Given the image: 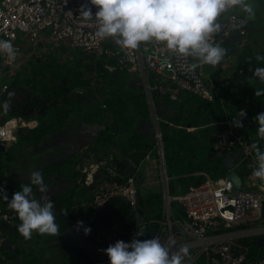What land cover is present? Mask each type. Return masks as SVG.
Instances as JSON below:
<instances>
[{
  "label": "built area",
  "instance_id": "1",
  "mask_svg": "<svg viewBox=\"0 0 264 264\" xmlns=\"http://www.w3.org/2000/svg\"><path fill=\"white\" fill-rule=\"evenodd\" d=\"M82 5L90 7L93 14L97 10L88 0H1L0 39L11 40L17 50V58L15 63L10 65L6 56L0 55V80L13 76L23 67L25 61L29 60L28 57L33 55L39 46L43 47L44 43L53 42L57 47L65 43L70 48L104 57V69L109 73L118 72V68L125 69L134 77L135 82L143 85L146 95L152 99L151 104L153 92L155 96L166 94L169 99L176 100L180 91H188L211 100L210 87L203 82L201 72L189 68L192 63L190 57L174 54L164 43L140 44L136 50L129 51L117 46L111 38L99 40L94 35L96 24L82 19ZM230 10L218 18L222 29L213 37L216 43L234 35L241 39L246 37L244 17ZM47 30L49 37L45 39ZM23 40L28 44L24 45ZM111 60L115 62H109ZM8 90L7 81H0V100ZM76 92L82 94L83 90ZM151 114L155 124L153 136L159 157H162L163 145L159 128L161 119L155 110ZM35 126L36 124L32 125L19 115L6 117L0 114V149L16 141L17 128L31 129ZM214 139L215 146L221 150L231 151L233 148H239L241 159L255 165V159H252V143L238 134L229 120L226 121V128L215 134ZM114 158L113 154L99 157L83 164L78 170L76 184L80 188H88L96 182L95 179L97 180L89 199L73 200L74 209L87 208L92 211V214L87 216L88 221L117 196L123 198L134 213L137 212L135 175H121L114 165ZM100 170L102 178L98 179L96 175ZM231 188V181L225 176L212 179L207 174L200 183L189 184L185 192L173 198L185 213L183 219L172 216L170 198L164 194L163 218L160 225L161 228H167V231L162 233L159 229L155 237L166 247L169 246L167 244L170 240L175 241V244L170 246V253L178 252L181 247L187 246L190 256L185 257L183 264L197 263L201 254L206 255V264H264V257L257 260L249 258V248L247 242H244L254 234L264 236V186L254 190L241 185L233 194L230 193ZM16 218L14 211L0 206V228L14 224ZM250 222L259 223L261 226L247 227ZM232 227L238 228L222 235L213 234L216 229ZM115 228L118 229V226ZM102 235L103 232L99 237ZM102 261L104 264L105 260L97 264H102Z\"/></svg>",
  "mask_w": 264,
  "mask_h": 264
},
{
  "label": "trees",
  "instance_id": "2",
  "mask_svg": "<svg viewBox=\"0 0 264 264\" xmlns=\"http://www.w3.org/2000/svg\"><path fill=\"white\" fill-rule=\"evenodd\" d=\"M257 55L264 56V50H259L254 45H247L242 52L234 55L230 76L217 80L214 83L216 94L212 95L211 100L188 91H180L176 100L169 99L173 103V109L168 112L172 113L170 115L168 113L164 114L163 120L167 122H159L164 162L167 171L168 168L177 167L187 169L180 177L186 180L185 188L190 181L198 184L204 179V176L199 174L200 171L209 174L215 172L225 174L226 169L222 166V156L214 154L210 149L214 146L215 133L224 130L226 128V121L230 120L233 122L241 110L249 117L246 120L249 123V126H247L248 131L239 129H235V131L241 132L252 144L258 142L253 138V134L255 137L258 128L255 117L258 113L264 112V95L257 97L255 96V91H264V83H261L258 78L253 77V71L255 67H264V60L257 61L255 59ZM249 59H251V63H249ZM109 62L114 63L115 61L111 60ZM61 67L62 65L58 61L52 62L47 58H41L34 61L32 65H29V68L27 66L24 70L20 68L19 72L17 71L14 76L20 74L26 78V82L23 83L18 79L15 80L14 76L11 77L12 79L9 78L7 80L8 92H14V96L11 101V110L6 117L17 115L24 119L37 117L39 122L33 130L39 136L48 127L49 129L55 127L57 119L64 120V118L71 114H73L71 118H80L82 121L90 124L104 122L107 125L106 130L99 137L94 150L100 149L103 153H107L106 149L116 142V145L121 149V153L117 156L114 155V165L123 176H128L131 173L135 174L136 170L134 169L128 171L129 166L126 163L125 156L129 155L134 160V163L137 164L145 156L144 151L149 143L136 130V124L140 119H147L149 116L143 86L135 82L132 76L131 79L125 81L124 90H132L133 94L129 98H124L125 94L121 93V87H110L105 82L97 83L98 86L94 85V87H91L96 81H92V71L89 66L85 69L77 66L72 70H62ZM123 70L125 69L121 70L118 68V72L108 73L110 81L114 84L119 82V73ZM63 78H65L64 84ZM152 80L153 77L150 78V81ZM79 89H85L87 92L85 94H78L76 91ZM95 89L96 92H100L104 97L93 103L91 95L94 94ZM7 93L3 95L0 102L7 98ZM134 94H137V96ZM193 97H197L198 100ZM188 127L193 128V130H187ZM121 131L125 132V135H121L117 141L113 139L115 133H120ZM260 141L259 146L261 149H264V140ZM139 153L141 155L137 156ZM252 153L254 156V150ZM61 164H55L53 167L40 171L44 182L54 170H60ZM73 174L76 175L77 172ZM238 174L240 175V173ZM171 180V178L168 180L169 194H171L170 192L174 188L170 183ZM76 188L77 184L74 182L69 190V196L64 201L68 206L65 209L66 211L58 210L59 214L57 215L55 213H57L59 201L55 198L53 199V213L56 216L55 222L59 225L60 235H45L42 246L55 243L59 248L66 249L67 251L72 250L62 240L63 234L73 223L75 212L73 209H70V205L72 204L71 197ZM89 192L91 190L87 191V193ZM0 200L4 204L5 201L2 198ZM172 202V216L183 219L185 217L184 211L176 201H174L176 204L175 208H173ZM107 207L108 210L100 218L102 219L101 221L106 222V225L116 222L119 226V231H116V239L126 243L131 242L134 238L139 240L153 238L161 227L163 195L160 190H155L145 195H141L138 191L136 213L119 196L112 198ZM68 208L71 213L64 216L63 214L69 211ZM91 214L92 211L87 209L86 216ZM140 228L143 229L145 234L143 236H136L135 234ZM237 228L232 227L227 229L235 230ZM219 232L222 233L223 230L216 229L213 231V234ZM255 237L259 236L253 235L244 241L247 242L249 248L248 256L251 260L264 257V243H259L258 238L253 241L250 240ZM22 251H24V248L19 244L14 254H19ZM35 252H30L29 255L24 257L26 264H43L42 262L39 263L37 257L40 251ZM12 264H16V262L13 261ZM73 264L77 263L74 262ZM81 264H84V262ZM195 264H206V255L201 254Z\"/></svg>",
  "mask_w": 264,
  "mask_h": 264
},
{
  "label": "clouds",
  "instance_id": "3",
  "mask_svg": "<svg viewBox=\"0 0 264 264\" xmlns=\"http://www.w3.org/2000/svg\"><path fill=\"white\" fill-rule=\"evenodd\" d=\"M88 2L97 10L93 14L90 7L82 5L81 16L85 22L96 24L95 38L99 40L111 38L117 46L129 51L136 50L141 43H164L174 54L185 58L191 57L193 62L189 64V68L193 71L204 65L215 67L226 56L227 50L213 39L222 29L218 18L223 13L230 9H238L246 14L248 20L255 16V10L249 0H88ZM0 55L6 56L10 65L15 63L17 50L11 40L0 39ZM255 59L262 61L264 56L257 55ZM251 62L249 59V63ZM253 77L264 83V67H255ZM262 95L264 91H255V96ZM13 96L14 92H8L7 98L0 102V114L9 113ZM155 97L157 96L153 97V101ZM166 98L169 99L168 96ZM245 114L243 110L238 113L240 117ZM255 120L258 124V139L264 140V112L258 113ZM233 122L235 126L243 127L235 118ZM214 147H216L215 142ZM251 149L255 153V166L251 174L264 182V150L260 148L258 142H254ZM233 150L240 149L233 148L231 151ZM28 180L29 183L23 184L19 191L13 193L10 200L5 190L0 188V198L7 202L8 207L16 213L20 221L17 226L18 232L25 240H30L34 232L40 235L59 236L60 230L55 222L52 201L46 195H42L40 200L33 198V186L41 194L48 192L41 173L31 172ZM162 181L164 189L168 190L167 177L166 183L164 179ZM85 189L87 192L91 187ZM168 195L171 208V201L176 200L169 191ZM82 223L77 222L78 225ZM113 223L118 226L116 222ZM118 229L114 232L119 231ZM84 232L89 233L90 228H85ZM144 234L143 229L140 228L135 235ZM101 239L104 240V237L101 236ZM174 244L175 241L170 240L169 246L166 247L158 237L144 240L134 238L129 243L117 239L114 244L104 249V252L108 256L109 264H183L185 257L190 256L189 249L184 246L178 252L170 253V246Z\"/></svg>",
  "mask_w": 264,
  "mask_h": 264
},
{
  "label": "crops",
  "instance_id": "4",
  "mask_svg": "<svg viewBox=\"0 0 264 264\" xmlns=\"http://www.w3.org/2000/svg\"><path fill=\"white\" fill-rule=\"evenodd\" d=\"M234 37L237 38L236 35H234ZM234 37H232L230 39H221V40H229L232 42L235 39ZM218 41H220V40H218ZM229 57H226V60H225V62L228 61L229 63L225 65V62H224L220 66V68H221L220 74H218L214 83L217 80H221L227 76H230L234 57L233 56H229ZM222 70H224L225 73ZM94 80L96 81V83H99V81H97L95 78H93V75H92V81H94ZM96 83L92 84L91 87H94V85L96 86ZM212 85L214 86V84H212ZM213 89H214V92L211 91L212 95L216 94V87L214 86ZM144 92H145L146 102H147L148 109H149V116L147 119H140V121L136 124V127H137L136 130L143 137H145V135L148 134V132L150 131L149 130L150 124H152V126L155 128V124L153 123L154 122V116L151 114V112L153 110H155V113L157 114L155 105H153V103L151 104L152 99L148 98V96L146 95L145 89H144ZM98 95H99V97H102V98L104 97L103 94H100V92H96V89H95L94 94L91 95V100H93L92 101L93 103L97 102L95 99L98 97ZM159 98H160V96H157L154 99H159ZM165 100L167 102H170L168 98H165ZM164 114H166V113H162L161 115L157 114V115L159 116V118L161 120H163ZM72 115L73 114L64 118V120L57 119V123H56L57 125L52 128L53 131L48 133L49 136L45 139L44 142L40 143V145H36L38 142L35 141V140H37L36 139L37 132L33 131L34 133H29V132H31V130H33L38 125V122H39L38 118L37 117H30L28 119H25L27 122H30L32 125L36 124V126L34 128H31V129L26 128V131H28V134H27V136L24 134V132H23V134H21L23 136V140L21 142L17 139L16 142L12 143L8 147H5V148H7L6 151L0 150V179H1L0 188L5 190L9 200L12 198L13 193L20 190V188L22 187L23 184L29 183L28 176L30 175L31 172H33L36 169L37 163L39 166H41L43 163H47V165L42 166L41 170L42 169L44 170L48 167H53L55 164L63 163L62 168L64 166L65 167L62 171H65L68 173L72 172V173L68 177L57 175L55 178L51 179L52 174H58L57 172H62L59 170H54L55 173H52L50 175V177L48 178L49 181H47L48 180L47 179L44 182L48 188V192L41 194L37 190L36 187H33V198L40 200L42 195H46L52 202H53V199L55 198L59 201L57 204V210H56L57 213L56 214H59V211L64 212V210L68 207L64 203V201H65L66 197L69 196V193H70L69 190H70L71 186L73 185V183L74 182L77 183L76 180H77L78 175L77 174L75 175L73 173H75V172L78 173L79 168L82 166L81 164H83V162L85 163L88 161H92L96 158L104 157V156H107L109 154H113V155L117 156L121 153V149L116 145V142L113 143L114 145H112L111 147H108L106 149L107 153H103V151L100 149L94 150V146H96L97 141H99L98 136L100 135L101 132H103V130L98 128L100 130V133H98V135L94 138L95 139L94 142L92 143L91 140L93 138L89 140L90 134L94 130L92 128V126H90L91 124L87 123L85 121H82V119H80V118H76V117L71 118ZM246 120H248V119L244 120L245 123H247ZM83 122H85L86 124H89V125H86V126L84 125V127H81V123H83ZM147 123H150V124H147ZM76 129H82L81 137L78 138L77 143L72 144V147L70 149H72V151H76L77 149L83 147L86 143H88L87 147L81 151V153H82L81 155L73 154L72 156L68 155L67 159L60 158V155L63 153H62V151L61 152L58 151L56 149V146H59L60 143L65 142L67 139L66 138L67 135L71 134V132L73 130H76ZM237 129H239V128H237ZM62 130H66L67 133L62 131ZM123 134L125 135V132H122V131L120 133H115V136L113 139H115L117 141V139ZM17 137H19V134H17ZM253 137H254V134H253ZM24 142H31V145L28 148H26L23 145V144H25ZM236 152H237V150H233L230 152V154L235 156V154H237ZM125 159H126V163H128V166L133 168L134 166L131 163H129L130 159H128L126 157H125ZM146 159H148V157L145 154V156L142 159H140L137 162V164L135 163L137 165V168L134 170H138L140 162L142 163ZM157 163H159L158 167H160V173H161V176L163 177V172H162V165L163 164H162V159L160 157H159V159H157ZM236 165L237 166L240 165V162L236 161L235 166ZM138 171L140 173V170H138ZM228 172L229 171L226 169L225 174L223 176L228 174ZM199 174L202 176H204L205 174L209 175V173L204 172V171H200ZM247 175L253 177L250 174H247ZM173 176H174V174L172 173L171 175L166 176V177L171 178ZM70 179H71V181H70ZM98 179H100V178L98 177ZM139 179L140 180L142 179L140 174H139V177L136 178L137 183H141V182L137 181ZM191 183L192 182L190 181V182H188L187 185H189ZM242 185H243V183H242ZM95 186H96V184H94V187ZM260 186H263V185H260ZM187 187H186V190H187ZM92 192L93 191L91 190V192L87 193L86 189H81L77 185V188L74 190V193L71 197L72 204L70 205V209L71 210L73 209L74 212L75 211L77 212V210L73 208V204H74L73 200L74 199H76V200H87V199H89V195ZM3 208L11 210L8 207L7 202H4ZM70 209L68 208L69 211H67L63 215L65 216L67 214H70L71 213ZM85 212H87V211L84 210V213ZM75 213H74V216H75ZM87 218L88 217H86L85 214H84V218H83V215L81 214L79 221H81L83 223H82V225H78V224L76 225L77 232L76 233L71 232L70 234L67 235L66 238H63V240H62V242L64 244H66L67 246L76 247V249H78L76 253H69V252H67L66 249L65 250L57 249L52 244L42 246V242L45 240V235H40V234H37L34 232L32 238L30 240H25L20 235V233L18 232L16 234V236L13 238L11 244L13 245V241H14L16 243V248H17V244L19 243L18 239L23 240L24 244H21V243H19V244H21L22 248H24V251H22L19 254L18 253L14 254L15 253L14 251L17 249H15V247H12V246L9 247L7 245V243H5L3 241L5 239L7 240L8 238H10L9 235L11 236V234H10L11 232H9V234H7L8 238H5L4 235H0V238H1L0 244H1V242L3 243L2 248H0V264H12L13 261L16 262V264H26L24 262V257L29 255L30 252H32V253L34 252V250H32L30 248L31 247L32 248L33 247L39 248V246H41V248H42V250L37 254L39 263L42 262L43 264H73L75 262L77 264H81L83 262L82 253L86 254V251L75 246V245H73L72 243H73V241H76V242L82 244L81 247H85V248H89L88 243L92 246L93 242H92L91 238L89 237L90 234L89 233L85 234V232H84L85 228L91 227V226L84 224V223H86V221H88ZM256 226L260 227L261 225H259V223H258ZM115 227H116V225L106 226V229L104 231H102L103 232L102 236L105 237V239L103 241H105V242H106V240L115 241L116 236H117V234L114 232L116 229ZM0 230H4V229L0 228ZM229 231H233V230L223 229L222 233H227ZM222 233L219 232L216 234L222 235ZM258 236L263 237V242H264V236H260V235H258ZM82 240H83V242H82ZM78 243H77V245H78ZM96 244L99 245L98 242H96ZM101 244L104 245L105 243H101ZM93 247H94V245H93ZM100 249H102V248H100ZM12 254H14V255H12ZM85 254H84V256L88 257V255L87 254L85 255Z\"/></svg>",
  "mask_w": 264,
  "mask_h": 264
},
{
  "label": "rangeland",
  "instance_id": "5",
  "mask_svg": "<svg viewBox=\"0 0 264 264\" xmlns=\"http://www.w3.org/2000/svg\"><path fill=\"white\" fill-rule=\"evenodd\" d=\"M249 2L252 3L253 7L256 4L255 0H249ZM230 11L240 14L241 16L244 17V19L247 18L246 14L239 11L238 9H231ZM257 23H260V22L257 21ZM44 37H45V39H48V37H49L48 30L45 31ZM217 43H219L227 51L230 50V48L232 47V44L235 45L234 42L232 43L229 40H220ZM23 44L27 45L28 43L23 40ZM141 44L142 45H152L153 43H141ZM43 47H45V48H43ZM43 47L39 46L37 48V50L34 52V54L28 57L29 60L25 61L26 65L24 63L25 67L22 68L21 70H24L26 68V66H27V68H29V65H32L34 63V61L39 60L41 58L44 59L45 57L49 61H52V62L58 61L59 64L62 65V67H61L62 70H64V69L72 70V69H75V67H77V66L81 67L82 69H85L86 67H88L89 65L92 64V63H90V59H83L82 61L77 62V60L79 61L81 56H83L86 53H84L81 49L70 48L65 43H61L57 47V46H55V44L53 42H47V43H44ZM97 57L101 58L103 60V62L106 61L104 57H101V56H97ZM190 60H191V62H193L191 57H190ZM225 60H226V56L215 67L210 66V65H204L202 68H197V70L199 72H201V74H202L203 82L205 83V85H208L210 87V92L211 91L214 92V89H213L214 86L212 84H214V81L216 80L218 74L220 73V69H221L220 66H221L223 61L225 62ZM228 63H229L228 61L225 62V65ZM222 71L225 73L224 70H222ZM25 76H27V75L25 74ZM119 76H120L119 82H116L114 84L113 82L110 81L109 74L107 72L101 73V72L97 71V72H95V74H93V78H95L97 81H99V83L105 82L110 87H114V86L115 87H121L122 88L121 93L125 94L124 98L131 97L133 94L132 90H127V89L124 90V88H125L124 84H126V82H125L126 80L131 79L132 75L130 73H127L125 70H123V71H120ZM11 77H9V78H11ZM9 78H7V77L1 78L0 81H7ZM14 79L15 80L18 79V80L22 81L23 83L26 82V78L20 74H17L16 76H14ZM134 95L137 96V94H134ZM98 97H99V95H98ZM193 98L198 100L197 97H193ZM127 107H128V105H127ZM128 109H129V107H128ZM33 131L34 130H31V132H29V133H34L35 131L34 132ZM247 131H248V128H247ZM145 138L147 139V142H149L147 144V148L144 151L146 156L148 157V159H146L142 163L140 162L139 168H138V170H140V176L142 179H141V183H137V189L141 193V195H145L146 193H150V192H153L155 190H160L162 192L164 189L162 176L160 173V167H158L159 163H157V159H159L158 146L156 145L154 137H153V139H151V138L145 136ZM253 138L256 139L259 144L261 143V141L258 139L257 134ZM17 139L21 142L23 140V136L19 135V137H17ZM143 144H144V142H143ZM262 150H264V149H262ZM163 157H164V154H163ZM252 159H255V153H254V156H252ZM245 163H246V165H248V162H245ZM235 169L238 173H240V177L242 179L243 187L254 189V190H259L260 185L264 186V182L260 181L258 178L248 176L246 174V172H244L245 169L243 167H241L240 165H238ZM186 171H187V169H180L178 167L177 168H171V169L168 168V171H167V168H166V172L169 175H171L172 173L174 174V176L171 177L172 180L170 181V183L174 187L172 189V192H170L171 196L179 195L186 190V188H185L186 180L180 178L181 175H183ZM168 174H167V176H169ZM209 175L211 176L212 179H217L218 177L223 176L224 174H221L220 172H215V173H211ZM167 179L169 180L170 178H167ZM0 181H1V179H0ZM91 190L93 191L94 188L91 187ZM175 204L176 203L173 201L172 202L173 208H175ZM0 206H2V207L4 206V204L1 200H0ZM113 224L114 223H109L106 226H111ZM257 224L258 223H251L250 222L247 224V227L257 225ZM166 231H167V228H165V227L161 228L162 233H166ZM254 236H258V235L254 234ZM257 238L258 237H255V238L250 239V240L253 241L254 239H257ZM167 245H169V244H167ZM252 245H253V242H252ZM39 248L42 250L41 246H39ZM104 254L105 255H104V258L102 260H107L108 256L106 253H104ZM94 262L96 263V261H94Z\"/></svg>",
  "mask_w": 264,
  "mask_h": 264
},
{
  "label": "water",
  "instance_id": "6",
  "mask_svg": "<svg viewBox=\"0 0 264 264\" xmlns=\"http://www.w3.org/2000/svg\"><path fill=\"white\" fill-rule=\"evenodd\" d=\"M26 52V51H25ZM95 54L94 53H87V54H84L79 60H83V59H89V58H91V57H93ZM95 69H99L101 72H104V67H103V65H102V62L101 61H96L95 62V64L94 65H91V70L93 71V70H95ZM111 75H113V74H111ZM64 79L65 78H63V84H64ZM156 94H155V92H153V96H155ZM167 97V95L166 94H164L162 97H160L159 99H154V101H153V103H154V105H155V107H156V112H157V114L158 115H161L162 113H168L169 115L172 113V112H168V111H172V109H173V103L172 102H167L166 100H165V98ZM239 117L240 116H237V118H236V120H238L240 123H241V120H239ZM245 117H246V119H249V117H248V115H245ZM147 124H150V123H147ZM84 125L86 126V125H89V124H86L85 122H83V123H81V127H84ZM69 126V125H68ZM90 126H92V128L93 129H95L96 127L97 128H100V129H103V128H105V126L103 125L102 127L101 126H98V124H91ZM150 131L148 132V134H146L145 136L146 137H152L153 135H154V128H153V126H152V124H150ZM137 128V127H136ZM62 131H64V132H66V130H62ZM16 134H19V135H21V134H23V132H24V134L27 136V134H28V131H26V128L25 127H19V128H17L16 129ZM81 132H82V129H76V130H73L72 132H71V134H69V135H67V139H66V141L65 142H63V143H60L59 144V146H56V149L58 150V151H62V153L63 154H61L60 155V158H64V159H67V156L68 155H73V154H78V155H81L82 153H81V151L82 150H84L86 147H87V145H88V143H86L83 147H81V148H79V149H77L76 151H72V149H70L71 147H72V144H74V143H77V140H78V138H80L81 137ZM67 133V132H66ZM47 134V133H46ZM241 134V133H240ZM49 136V134H47V135H45V136H43V137H41L40 139L39 138H37V140H35L36 142H38L36 145H40V143H42V142H44L45 141V139L47 138ZM241 136H243L242 134H241ZM27 138V137H26ZM94 138L91 140L92 141V143L94 142ZM17 141V140H16ZM25 144H23L26 148H28L30 145H31V142H24ZM6 149L7 148H4V147H2L0 150L1 151H6ZM211 152H213L214 154H216V155H219V156H222V166H223V168H225V169H227L229 172H228V174H226V178L228 179V180H230L231 181V184H232V188H231V190H230V193L231 194H233L236 190H238V189H240V187H241V185H242V179H241V177H240V175L238 174V172L236 171V169H235V164H236V161H239V159H241L242 157H241V155H240V153H241V150H237V154H235V156H233L232 154H230V153H225V152H223L220 148H216V147H211ZM141 155V153H139V154H137V156H140ZM126 158H128V159H130L129 160V163H131L134 167L133 168H131V167H128V171L129 170H132V169H136L137 168V165L134 163V161L132 160V158L129 156V155H127V156H125ZM59 158V159H60ZM161 159H162V172H163V177H162V179H164V182L166 183V172H165V162H164V157H161ZM61 160V159H60ZM52 161V160H51ZM59 161V160H58ZM93 161V160H92ZM92 161H88V162H85V163H89V162H92ZM57 162V161H56ZM84 162H83V164H85ZM63 164V163H62ZM62 164L60 165V170L59 171H62L63 169H64V167L62 168ZM83 164H81V165H83ZM44 165H47V163H43L41 166H39L38 165V163H37V166H36V169L34 170V171H40L41 170V168H42V166H44ZM253 166H255V165H249L248 166V168H247V170H246V173L247 174H250V175H252L251 173H252V170H253ZM52 173H55V171H53ZM51 173V174H52ZM58 174H52L51 175V179L52 178H55L57 175H60V176H69L72 172H65V171H62V172H57ZM139 171L138 170H136L135 171V177L137 178V177H139ZM102 171L100 170L98 173H97V175H96V177H98L99 176V178L101 179L102 178ZM47 181H49V179L47 180ZM70 181H71V179H70ZM95 183H97V180L95 179ZM137 181H139V182H141V180L139 179V180H137ZM70 183V182H69ZM70 187V186H69ZM90 187H94V184H92ZM164 194H166V195H168V190L167 189H164ZM169 196V195H168ZM263 204H264V202H263ZM108 210V207H107V205L105 206V207H103L100 211H98V213H97V215H96V218L94 219V222H97L104 214H105V212ZM7 226H1V228L2 229H5ZM71 232H77V230H76V228L74 227V228H68L67 229V231L63 234V238H66L67 237V235L68 234H70ZM109 238V237H108ZM1 239V238H0ZM101 240H103V239H101ZM5 243H7V245L10 247L11 246V244L8 242V240H3ZM82 242H83V240H82ZM258 242L259 243H264L263 242V237H258ZM77 243L78 242H76V241H73V245H75V246H77V247H79V248H81V249H83V250H86V254L88 255V257L91 259V260H94V261H100V260H102L103 258H104V255H103V253H104V249H106L107 248V246H104V245H102L101 243L98 245V244H96V242H95V248H91L92 246L88 243V247H89V249H91V252H98V247H100V248H102L101 250H100V252L102 253V255L101 256H99L98 258H92V257H90L89 256V254L91 253H88L89 252V250H88V248H85V247H81V243H78V245H77ZM2 242H1V244H0V248H2ZM86 244V243H85ZM100 263H102L103 264V261L102 262H100ZM97 264V263H96ZM104 264H109V260H105L104 261Z\"/></svg>",
  "mask_w": 264,
  "mask_h": 264
},
{
  "label": "flooded vegetation",
  "instance_id": "7",
  "mask_svg": "<svg viewBox=\"0 0 264 264\" xmlns=\"http://www.w3.org/2000/svg\"><path fill=\"white\" fill-rule=\"evenodd\" d=\"M256 2V4L254 5V10H255V16L251 19V20H248L247 18H245L244 19V27H245V29H246V37L244 38V39H241V38H235L234 36V40L232 41V43L234 42L235 43V45L234 44H232V47L230 48V50H228L227 51V55H226V57H229V56H234V55H236L238 52H242L243 50H244V47L245 46H247V45H254L255 47H257V48H259V50H261V49H263L264 50V0H255ZM257 21H259L260 23H257ZM242 41H243V43H242ZM246 44V45H245ZM245 45V46H244ZM87 54V53H86ZM82 57V56H81ZM46 58V57H45ZM90 59V63H92L91 65H94L95 64V62L96 61H101L102 62V65H103V67H104V63L106 62H103V60L101 59V58H99V57H97L96 55H94L93 57H91V58H89ZM80 61H82V60H79L78 62H80ZM224 63V61L222 62V64ZM221 64V65H222ZM91 65H89V68H90V70H91ZM81 68V67H80ZM92 71V70H91ZM101 72L99 69H95V70H93L92 71V74H91V76L93 75V74H95V72ZM107 70H105L104 69V72H101V73H105ZM107 73H109L108 71H107ZM220 74V73H219ZM229 76H227V78H228ZM139 84V83H138ZM139 85H141V86H143L142 84H139ZM96 86H98L97 85V83H96ZM144 88V87H143ZM83 90V92H82V94L84 93H86L87 92V90L85 91V89H82ZM101 94V93H100ZM102 99V97H98V98H96L95 100L96 101H99V100H101ZM93 101V100H92ZM246 115V114H245ZM245 115L243 116V117H239V120H241V123H242V125H243V127H238V126H235V124H234V122H232V121H230V122H232V124H233V126L235 127V128H239V130H242V131H245V130H247V126H249V123L247 122V123H245L244 122V120L246 119V117H245ZM92 124H98V126H105V128L104 129H102L103 130V132H105V130H106V124L103 122V123H101V122H96V123H92ZM189 128V127H188ZM192 130H193V128H191ZM53 130L52 129H49V127L47 128V130H45V132L41 135V136H39V135H37L36 136V139L37 138H41V137H43V136H45L46 135V133L48 134L49 132H52ZM103 132H101L100 133V130L98 129V128H95L92 132H91V134H90V137H89V140L90 139H92V138H95L97 135H98V133H100V135L98 136V137H101V135L103 134ZM215 134H217V133H215ZM151 139H153V137H150ZM99 139V138H98ZM239 161H240V163L242 164V167L244 168V169H247V167H248V165H246V163L245 162H248L246 159H239ZM247 166V167H246ZM85 210V209H84ZM84 210H82V209H78L77 210V212L75 213V216H74V219H73V223L69 226V228L71 227V228H76V225H77V222L80 220V216H81V214L83 215V218H84V214L86 215V212L84 213ZM86 211H87V208H86ZM56 214V213H55ZM57 215V214H56ZM97 215V214H96ZM96 215L94 216V218L91 220V221H86V223H84L85 225H90L91 227H90V232H89V234H90V238H91V240H92V242H93V244H92V247L91 248H95V242H98L99 244L102 242V243H105L104 244V246H109V245H112V244H114L116 241H117V239H115V241H109V240H106V242L105 241H101V237H99V234H101V232L102 231H104L105 229H106V222L104 223L103 221H101L102 219H99V221H97V222H94V219L96 218ZM87 217V216H86ZM82 220V219H81ZM104 220V219H103ZM19 223H20V221H19V219H18V217L16 218V220H15V222H14V224H12V225H9V226H7L4 230H0V235H4L5 236V238H8L7 237V234H9V232H11L10 234H11V236L9 235V237L10 238H8L7 240H8V242L11 244L12 243V240H13V238L16 236V234L18 233V230H17V226L19 225ZM113 223V222H112ZM75 224V225H74ZM105 225V226H104ZM67 231V230H66ZM104 239H105V237H104ZM19 240V243H21V244H24V241L23 240H21V239H18ZM119 240V239H118ZM19 243L17 244V248H18V246H19ZM53 246H55L57 249H62V250H65V249H63V248H59L55 243H51ZM93 245H94V247H93ZM11 246L12 247H15V249H17L16 248V243L13 241V245L11 244ZM72 248V250L71 251H67V252H69V253H73V252H77V250L78 249H76V247H71ZM30 249H32V250H34V252L35 251H41L40 250V248H30ZM89 249V248H88ZM98 252H91V249H89V252L88 253H90L89 254V256L90 257H92V258H98L99 256H101L102 255V253L100 252V247H98ZM86 251V250H85ZM105 253V252H104ZM103 253V255H105ZM85 254V253H84ZM84 254L82 253V255H83V262H84V264H96L97 262H99V261H97L96 263L94 262V260H91L89 257H85L84 256ZM86 255V254H85Z\"/></svg>",
  "mask_w": 264,
  "mask_h": 264
}]
</instances>
